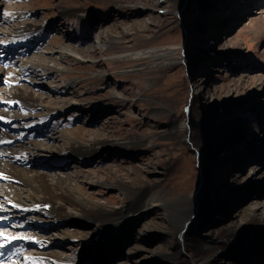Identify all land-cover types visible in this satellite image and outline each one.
<instances>
[{"label":"rangeland","instance_id":"374dc122","mask_svg":"<svg viewBox=\"0 0 264 264\" xmlns=\"http://www.w3.org/2000/svg\"><path fill=\"white\" fill-rule=\"evenodd\" d=\"M21 14L33 27L47 24L49 32L36 53L54 49L53 61L61 69L51 61L47 67L32 66L30 43H0V60L24 72V83L34 96L53 99L59 108L46 115L26 101L6 106L8 93L23 82L0 79V114L10 120L8 126L0 124V136L15 140V152H30L19 167L42 173L51 183L58 176H71L80 182L83 204L91 209L94 201L103 199L104 217L121 219L136 202L111 184L120 176L118 181L128 187L155 186L177 201L192 200L202 186L205 217L182 251L174 228L145 239V215L157 214L146 208L148 197L140 202L139 218L133 222L127 218L98 227L71 220L66 229L46 228L51 224L46 216L37 221L25 215L18 223L24 225L21 230L5 224L16 219V212L0 195V233L25 236V246L12 247L18 260L58 264L48 256L50 251L71 258L102 233L109 238H100L103 248L93 256L95 264H177L159 260L174 253L180 264L208 256V264H264L262 239H252L245 254L238 256L223 246L224 233L238 228L246 233L249 216L264 212V0H0V42L7 43L15 27L22 26ZM104 26L105 51L90 42L91 37L99 41ZM49 34L72 37L74 49L95 46L94 51L84 54L88 59L74 60ZM18 48L20 55L15 54ZM151 79L161 83L150 86ZM162 104L176 114H162ZM189 104L188 119L184 108ZM185 122L189 136L180 132L182 141L170 139L169 128ZM68 131L88 146L87 151L63 165L50 164L71 148L72 140L63 138ZM24 137L27 140L20 141ZM151 137L150 150H145L142 142ZM34 142L40 146L37 153L31 147ZM156 217L163 223L162 216ZM196 240L214 243L210 255L195 254L201 250Z\"/></svg>","mask_w":264,"mask_h":264},{"label":"bare ground","instance_id":"6f19581e","mask_svg":"<svg viewBox=\"0 0 264 264\" xmlns=\"http://www.w3.org/2000/svg\"><path fill=\"white\" fill-rule=\"evenodd\" d=\"M20 18H23V21H21V23L19 24L20 26L21 25L22 26L15 27L17 29L10 33L11 38L8 40L7 43H4V42H0V43L5 46L8 44H11L9 41H11L12 44H14L15 46L22 45L23 43L25 44L30 43L31 50H28V53L29 55L32 54L35 57L34 64H32V66L47 67L45 66L46 63H50L51 61L53 62V65H54L53 67H56V69L58 68L57 70H60L61 69L59 67L60 64L53 61L54 56L51 55L52 51L53 52L55 51L54 49H51L46 54H41L38 52L36 53L37 46H39V44L42 42L41 39L45 37L49 32V28L47 27V24L45 25L41 24L39 27L38 26L33 27L31 25H28L26 22H24V19L26 18L25 14H21ZM106 26L100 29L102 33L96 37L99 41L96 42L95 40H93V42H95V45L97 44L101 45L102 47L101 49L103 51H105L106 44L105 46L102 44L101 41L103 38L101 37V35H103V30ZM52 35L53 34H51L50 36ZM58 36L59 35L53 37L52 43L56 45V47L58 48L60 47L61 51L63 52L65 51L66 55L71 54L69 56L74 60H78L82 58L85 59L86 58L84 55L85 53L90 52L91 54V52L94 51L95 46L88 47L86 48L87 50H84V49L82 50L79 48L75 50L72 45L74 43V40H72V37L59 38ZM63 41L69 44L61 45ZM15 50L17 51L15 54H18V55L22 54L19 48ZM25 52H27V50ZM62 57L63 55L59 56L58 54L57 58L62 59ZM91 62H92V59H91ZM51 71L54 72L53 69ZM92 73H96V72H92ZM24 77H25L24 72H21L20 70L15 71L13 70L10 63L7 64L6 61L5 63H3V59L0 60V79L1 80L3 79L9 84L11 81L15 83L16 85H18L20 82L24 83L25 81ZM23 83L22 85L20 83V85L18 86L14 85V87L12 88V91L8 93L7 101L3 102V104H5L6 106H9L12 104H16V102L18 101H26L32 105L33 109L44 110L46 115L47 114L52 115L58 112L59 108L55 100L53 99L46 100L44 96H39V95L38 97L34 96L30 92V89L28 88V86L25 85V83L23 85ZM160 83L161 81L159 79L149 80L150 86H157ZM122 98L123 96H120V99ZM169 112H170L169 109H163L161 113L162 114L164 113L166 114V116H169L170 114ZM1 116L3 115L0 114V124L8 126L10 123V120L4 117H1ZM41 122H44V120L40 121L39 124H41ZM34 124L39 125L37 123H34ZM26 126L30 128L32 124L30 123V125H26ZM72 132L68 131L65 134L66 137H63L66 141L69 139L72 140V143H70L71 140L70 142L67 141L71 145L70 146L71 148H68L65 151L67 155H62V157L60 156L61 157L60 159L58 157L56 158V160L50 161L49 162L50 164L56 163L59 165H63V163H65L66 161L70 159L75 160L77 157L83 156L82 153H85L87 151L88 146L76 141L75 140L76 138H74V136H71L73 135ZM180 132L186 133L189 136L190 131H189L188 123L186 122L179 123L175 127L172 126L171 128H169L168 130L169 138L176 142L182 141L183 136H181ZM26 140L27 139L24 137L23 140H20V141H26ZM14 141H15L14 139H10L4 135L0 136V145H1V150H2V152L0 151V181L4 185L3 187L2 185H0V195H2L4 199L6 200L7 207L14 210V212H16V215H15L16 219L9 218L7 221H4L6 222L5 224L11 225L12 228L17 227L18 229L22 230L24 227V225H22L23 223L21 225L18 223L20 221V217H24L25 215L27 216L30 215L32 219H36L37 217H42L43 215L46 216V218H48L51 222V224L47 226L46 228H57L58 226L59 227L61 226V227H65L63 229H66L68 227V224L71 222V220L72 221L77 220L79 224H82L86 221L87 224H91V225L94 224L98 227H104L112 223L115 225L116 224L118 225V224L123 223L127 218L128 220L133 222L139 218L138 214H139L140 209L142 208V207L140 208L139 205H140V202L144 203L143 200L145 199V197L146 199L148 197V204L146 208H148L151 211L154 210L153 209L154 207L161 206L163 207L162 210H164L167 207V205L171 207L175 215L178 216V221L175 224V227H173L174 232L172 234L186 231L185 232V236L187 238L186 242H189V239L192 240V238L190 237L191 235H193L195 229L199 230L201 228L200 221L201 219H203V217H205L204 208L202 207V202H201L202 194L201 195L199 194L200 196L199 199L201 200L200 201L201 203L199 204L197 211H195L197 203H199V201L196 198L195 199L197 201L194 199L195 194L193 196L194 200L193 199L189 201L188 200H180V201L170 200L167 197H165L166 195L169 196L170 194L163 189H162L163 191L161 190L162 193L161 192L158 193L155 186L152 187V189L148 188L149 190L144 189V188H138V189L131 188L127 186L128 185L127 183L122 184L121 182L118 181L122 178V176H120L116 178L115 182L113 181V183L111 184H113L114 187L116 186V188L119 189L123 194L130 193L128 198L134 200V202H136V205L135 206L134 204L129 205L125 213L126 216H124L122 219L120 217L115 218L116 216L112 214H107V216L104 217L103 212L107 209V207L104 209L105 202L103 201V199L102 200L98 199L94 201V204H95L94 208H91V209L88 208V205L85 202L83 204L81 200V190L79 188L80 182L78 183V181L71 178V176H68L66 178L58 176L57 177L58 179L54 183H51L48 181L47 179L48 177H46V175L42 173L38 174L36 172H32V170L30 169L24 170L21 167H19V165L27 163L28 161L27 156H28V153L30 152L28 148H26L27 153L24 151L20 153L15 152L13 149ZM20 141L18 142L16 141V143H20ZM137 142H139V140H137L136 138V140L133 141L134 146L131 145L130 147L134 149ZM142 143L144 145L145 144L147 145L145 147V150H150L149 145L153 143V139L151 137L149 141L144 140V142ZM31 145H32L31 147H33L32 150L35 153H37L40 150L39 149L40 146L37 145L35 142L32 143ZM111 180L112 179H110V181ZM1 188H3V190H1ZM195 212L199 218L198 221H197V217L194 218L193 216L195 215ZM263 213H264L263 211L262 213L255 212L249 216L251 227L246 233L244 230L241 231V229L239 228L236 231L229 230V232L224 233L223 234V240H224L223 246L226 247V249H228L231 253H234L235 256L236 255L238 256L241 254H245L244 253L245 249L249 248L248 246L251 244L252 239L258 238L264 241V214ZM111 215L114 217H112ZM163 215L165 216H163V218L161 217L162 218L161 220H165L168 218L171 222H174V220L171 218V215H169L168 212L164 213ZM145 216H146V222L144 224V230H146L145 239L154 237V235L157 234L156 230L160 231V229H158L157 226L167 228V225L165 222L159 224L158 221H160V219H157L156 217L157 214L155 217L154 216L150 217L151 214L150 216L148 215H145ZM38 219L39 218H37V221H39ZM193 219L194 221L196 220V222L191 223V225H188V223H190V220H193ZM255 222L261 223V224H258V226L255 228L254 227ZM33 228H35V230L41 229L35 225H33ZM113 233L111 235H113ZM20 235L21 234L15 235V234L3 233V235L0 236V264H4L5 263L4 261L8 263L11 262L14 264H38V262H36L34 259H32L31 261H24V262L22 260H18L17 252L15 253L12 247L14 248L15 246H17V244H20L21 246H25V243L23 242L25 236L23 235L20 236ZM66 235L68 238L73 237V234L69 232H67ZM14 237L16 239H12ZM101 237L109 238L106 234H102V233L99 236L95 235L89 241V244H88L89 247L86 250H82L81 253L74 255L71 258L63 259L60 256H57V254L52 251L48 253V256L51 258L52 261L58 262V264L59 263L61 264H73V263L74 264H95L93 262L94 260L93 256L95 255V253H98L97 251H100V249L103 248L102 245L100 244ZM205 237L208 238L209 235H205ZM36 243L33 242V244H36ZM197 243L199 247L201 248V250L200 251L196 250L195 254H197L198 252H202V253H206L207 255H210L209 251H210V248L214 244L213 242L211 241L210 242L208 241L200 242L199 240ZM217 249L220 250L219 247ZM159 257H160L159 260L164 261V262L171 261L177 264L181 263L178 260L180 259V256H178V254L176 253L169 254V256L160 255ZM208 259H209V256L203 259H196L193 261V264H198V263L208 264L209 263ZM249 261L251 262L252 260L248 259L246 262L249 263ZM210 264H212V261Z\"/></svg>","mask_w":264,"mask_h":264},{"label":"water","instance_id":"95a60500","mask_svg":"<svg viewBox=\"0 0 264 264\" xmlns=\"http://www.w3.org/2000/svg\"><path fill=\"white\" fill-rule=\"evenodd\" d=\"M201 191H202V186H200L199 189H198V190L196 191V193H195V195H197L196 199L200 197V196H199V193H200ZM196 199H195V200H196ZM197 200H198V199H197ZM197 200H196V201H197ZM198 201L200 202L201 200L199 199ZM199 204H200V203H197V206H196V208H195V209H196L195 211H197V208L199 207ZM196 216H197V214H196V212H195V216H194V218H195Z\"/></svg>","mask_w":264,"mask_h":264},{"label":"snow or ice","instance_id":"6c2138e0","mask_svg":"<svg viewBox=\"0 0 264 264\" xmlns=\"http://www.w3.org/2000/svg\"><path fill=\"white\" fill-rule=\"evenodd\" d=\"M3 235V233H0V236H2ZM12 239H16L15 237L14 238H12Z\"/></svg>","mask_w":264,"mask_h":264}]
</instances>
